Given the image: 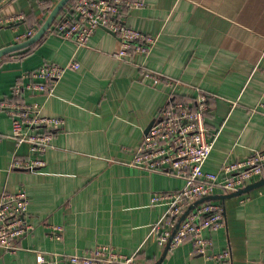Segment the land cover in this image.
Segmentation results:
<instances>
[{
  "label": "crops",
  "instance_id": "0c3cea01",
  "mask_svg": "<svg viewBox=\"0 0 264 264\" xmlns=\"http://www.w3.org/2000/svg\"><path fill=\"white\" fill-rule=\"evenodd\" d=\"M142 1L125 8L124 20L157 36L147 55L118 58L121 36L100 26L84 46L49 31L29 54L25 48L0 59V101L38 104L65 120L44 167L13 169L15 156L29 157L28 146H17L12 119L0 110V196L24 188L33 225L15 252L0 246V264H66L99 244L136 253V264H222L194 254L191 239L158 246L150 233L165 207L153 205L152 196L180 190L185 180L132 161L159 111L172 100L194 103L201 92L211 96L207 124L218 134L206 170L264 150V0ZM57 2L0 0V49L35 34ZM73 61L80 67L68 69L53 94L13 96L27 72ZM212 199L223 204L226 222L205 230L207 252L228 250V264H264V178L236 192L217 188Z\"/></svg>",
  "mask_w": 264,
  "mask_h": 264
},
{
  "label": "built area",
  "instance_id": "2783aa9c",
  "mask_svg": "<svg viewBox=\"0 0 264 264\" xmlns=\"http://www.w3.org/2000/svg\"><path fill=\"white\" fill-rule=\"evenodd\" d=\"M144 5L142 0H71L52 24L50 32L84 46L97 28L104 26L122 38V47L115 56L128 59L134 54L147 55L156 44L157 36L132 28L124 20L125 8ZM33 34V30H29L18 39ZM261 61L264 63V49ZM79 67L76 61L67 65L44 63L27 72L13 86L12 94L15 98L28 93L53 94L66 71ZM145 75L159 79L149 71H145ZM210 98L201 92L194 103L172 100L165 105L136 149L132 164L146 170L172 173L185 180L180 190L156 192L152 196L153 205L165 207L150 233L158 246L173 249L191 239L194 254L219 257L222 264H228L231 256L228 250L213 256L207 252L211 241L205 237V230H217L226 222L223 204L213 200L212 195L217 188L236 192L247 183L264 178V150H255L244 160L226 163L218 172L206 170L205 163L218 136L207 124ZM1 109L12 119V137L17 146H28L29 157L15 156L11 168L35 170L44 167L45 155L56 130L63 127L65 120L43 114L38 104L6 100L0 101ZM29 202L24 188L0 196V246L6 250H18L20 239L33 230L26 218ZM137 258L136 253L124 255L112 246L99 244L88 253L69 255L66 264H136ZM40 259L44 261L43 256Z\"/></svg>",
  "mask_w": 264,
  "mask_h": 264
},
{
  "label": "water",
  "instance_id": "95a60500",
  "mask_svg": "<svg viewBox=\"0 0 264 264\" xmlns=\"http://www.w3.org/2000/svg\"><path fill=\"white\" fill-rule=\"evenodd\" d=\"M71 0H58L56 5L53 7L51 12L49 13L47 19L43 23V25L38 29V31L32 35L30 38L18 42L16 44L4 47L0 49V59L5 56L6 54H9L14 51L22 50L27 47H30L31 45L37 43L39 40H41L49 31L56 20L57 16L61 12V10L70 2ZM151 127V126H150ZM150 127L147 129V132L149 131Z\"/></svg>",
  "mask_w": 264,
  "mask_h": 264
},
{
  "label": "trees",
  "instance_id": "16d2710c",
  "mask_svg": "<svg viewBox=\"0 0 264 264\" xmlns=\"http://www.w3.org/2000/svg\"><path fill=\"white\" fill-rule=\"evenodd\" d=\"M35 44H36V43H35ZM35 44L31 45L30 47H27L24 53H25V54H29L30 51H31V49L34 47Z\"/></svg>",
  "mask_w": 264,
  "mask_h": 264
}]
</instances>
